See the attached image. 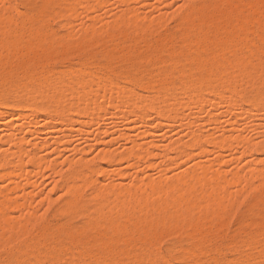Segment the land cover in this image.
<instances>
[{"label": "bare ground", "instance_id": "bare-ground-1", "mask_svg": "<svg viewBox=\"0 0 264 264\" xmlns=\"http://www.w3.org/2000/svg\"><path fill=\"white\" fill-rule=\"evenodd\" d=\"M5 1L9 2V0H5ZM11 1L14 2L15 0L14 1L11 0ZM31 1L33 0H27L28 3H30ZM77 1L71 3L72 1L69 2V0H35V3L38 4V7L35 12H26V13L24 12L25 14L18 13L17 16L14 15L12 12V10L16 8L15 7L16 3L14 5V8L12 3H9V5L11 4L10 7H7L9 6L8 4L4 5L3 11H0V116L3 114L5 115L9 114L12 118H20V119L22 118L23 121H25V123H27L28 125L29 122L31 121L32 123L30 124H32L33 129H35L34 125L38 123L37 122L38 120L35 119H34L35 121L32 120L31 116L33 115L32 113H36L39 111H43V113L46 112V114H55L57 115V117L62 119V120L59 119L60 121H64L65 125L70 123L69 125L71 126V123L74 122V120H77V122L81 123V120L77 118L74 119L75 118L74 116H73L74 118L71 117L73 112H75V114L82 113V115L83 113H85L86 115L90 114L89 118H91V121H89L88 124L90 123L96 124L97 122L96 121L94 122L92 120L93 115L95 116V114H97L94 112H96L97 108H100L105 104L108 105V107L112 106L113 109H116L114 108V106L120 108V110L124 109V112L126 111V108L128 110L132 108V110H129L130 113L133 110L135 113L137 111V110L135 111L136 108L154 110L159 105L158 109H156L158 110L157 114H159L160 117L165 119V121L169 120L170 118H171L170 120L172 121V119L178 117L176 113H178L179 111L181 112L182 110V106H181V110H179L180 102L181 105L187 106L185 104L186 101L187 103L188 101H190L192 105L191 104L188 105L193 106L192 109L196 110L198 113H201L203 111V105L208 101H210L209 99H211L212 97V96L209 97V93L214 89L216 90L217 85H219V88H217V92H216L218 93L217 95L218 100L220 102H230L235 106L234 108L236 107L238 108L242 102V99L244 98L243 97L244 89L243 91L239 89L240 88L239 84H241V82H243L244 84L247 83L251 86V95L250 97L247 98V102L249 103L247 104L250 105V108L251 107H253V109L258 108V111L260 110V112H263L261 110H264V14L261 13V9L259 7V0H222V3L218 5H211L210 0H204V3L199 8L193 9L196 12L195 14H197L196 16L200 18V21L197 24H195V26L189 27L191 29L189 31L187 30L188 33H186L185 36L183 37L184 38L183 44L179 43L178 41L179 45L181 44L182 46L181 49H178L176 43H170L172 42V38H170V36L169 38L171 41L168 40L167 42L165 40L166 42H160L158 44H155L154 48L156 49L159 47L162 48L161 51L162 53L161 54L158 53L160 54V56L158 55L159 58L155 63H158V65L160 66L169 65L171 67L170 72L168 74L166 73L167 75L165 76H162L163 73H161L162 74L161 76L153 73L154 71L152 72L149 69L150 65L148 63L146 64L145 68L143 67L145 65L140 64L144 62L143 61L144 58L147 57L149 58L148 53L147 52L143 53L141 51L142 49L139 50L138 47L139 41L145 39L147 37L148 32L146 31V28L142 26V24H140V21L131 23V21L127 20L130 17L135 16V14H137L135 12L136 10L133 8L123 13L121 16L122 20L118 21L113 28L114 33H116L122 39L125 40L130 39L131 42L129 45H125L122 43L120 45L117 44L119 40L118 42H116L117 41L116 40L114 41L117 44L116 47L104 49L103 53L108 58V62L106 65L103 66V64L99 62L100 60L99 61L97 60L98 62L96 63H99L101 65L92 63L89 61L91 59H89V60H83L82 66H79V68H77L78 67L77 66L76 69L70 68V70H67V68H69L67 66L65 71L62 70L55 71L51 69L52 66L50 67V65L53 64H50V62L53 56L57 55V53L59 52H66L65 51L66 48L63 47L64 46L63 44L61 45V48L55 47L56 45L54 46L53 44L54 42L48 39L51 36L50 35L52 33L51 31H53V34L55 32V28H53L54 30L51 29L50 18L53 16H56L57 18L58 16H60L61 18V15H63L64 13L67 14L68 12L69 13L77 12L78 5H80L79 4L80 0L79 2ZM103 1L105 2V0H101V2L98 1V3L102 4L104 3ZM186 1L188 2V0ZM240 1H242L243 7L237 6ZM67 2H69L70 4ZM0 3L4 4V0L0 1ZM250 3H254L256 6L248 7L247 5ZM14 10L15 12H17V9ZM20 11L22 12L23 10ZM11 23L17 24L19 27L8 28L7 24L11 25ZM155 24L157 25V23ZM205 25H211L212 29L211 28H210L211 30L205 29L204 27ZM147 29L149 28L147 27ZM180 30L182 31V29ZM197 31L199 32L200 35L195 36L194 38V35L196 34ZM112 36L114 35L112 34ZM109 43L111 44V41L110 42L108 41V44ZM142 43H144V41H142ZM146 45L147 44H145V46ZM102 46L105 45L102 44ZM227 51L232 53V56L230 58L229 57L227 58V55H225L226 58L222 56V54L224 52L226 53ZM141 54H144L143 58L140 57ZM136 57L139 60H137ZM254 58H258V60L259 59L260 60L259 61L257 60L258 62L252 63L251 60ZM124 59L131 61L130 64H132L134 72L132 70H128L125 72H118L117 67L119 66L116 67V65L121 60L123 61ZM150 59H151V55H150ZM146 60L147 59H145V61ZM189 62L196 63L197 66H196V70L193 71L189 76H187L189 74L188 71H190V68H188V65L190 64ZM126 66L127 65H125L124 68ZM155 68H156V64H155ZM61 69L63 68L61 67ZM187 69L189 70L187 71ZM176 72L184 74V79L180 81L181 83L179 85L180 88H177L178 85L176 83V78L174 75ZM122 77L124 78L123 81H126L128 85L125 83H124L125 85H123V82H121ZM194 77L200 78L198 84L193 82L192 79ZM97 82L103 84V88L100 89L101 90L100 94L98 93L99 91L93 92L92 88L91 90H89L90 88H86L88 83H97ZM143 91H147V92L152 91L153 95L149 96L152 93L148 94L146 92V94H148V96H146L144 92L145 94L144 96ZM213 92L215 93V91ZM91 93L93 94L97 93V95L94 94V96L96 95L98 96L96 98L101 99V101H99L94 107H91V102L93 104L95 100L92 98ZM131 98H135V101L134 99L132 100ZM11 105L26 108L29 110L28 111L29 113H20V112L15 113L17 110L15 112L12 111L11 113L9 112L10 110H8ZM109 108L108 110L105 108V111L110 112ZM253 109L251 108V110ZM122 110L119 113H121ZM116 113H114L113 115H116ZM119 113H117V115ZM131 114L130 115H128V113L121 114L123 115L122 119H124L125 121L128 119V121L130 122L132 120L129 119L130 117L127 119L125 118L133 115ZM97 115L98 118L96 117L95 118L100 119L101 118L99 117L100 114ZM37 116L38 115L34 116V118L35 117L37 118ZM137 116L135 117L137 118ZM196 118L197 117H192L188 122H190L191 124L192 122L197 121ZM139 119L143 121L142 120L143 116L139 117ZM70 120H72V122H68ZM211 120L216 121V119H211ZM56 121L59 123L58 120ZM65 121H67V124L65 123ZM134 121L132 120L131 122ZM60 124L63 125L62 122ZM81 124H83V122ZM49 125L52 126V124ZM31 130L32 129H30V132H33L36 129L32 131ZM38 132L36 131L35 134ZM191 134L194 137L193 138L194 141H191V143L193 142L192 144L189 145L188 143L178 142L172 146H169V149L172 150L170 152L174 151L176 152L177 157L178 156L182 157L186 152L189 153V149L191 147L190 151H192L193 148V150L197 149L199 151L198 154H206V153L208 154L209 151L210 152L213 151L208 149V145L209 146L213 145L212 148L215 145L217 146V148H219V152L218 149L216 148L217 153H219L217 154L218 156L216 155V157H218L216 158V160L218 159L217 163L220 164L219 162L221 161L224 162V160H222L224 156L221 151L222 150L224 151V148L226 146L228 145L230 146L231 139L229 137L225 135L223 136L211 135V136H207V138L205 137L204 139V136L202 138V135H199L200 133L197 134L196 132L193 133L191 132ZM237 137L239 138V136H236L235 138L238 139ZM0 140L3 141V143L0 141L2 144L8 143L9 144L8 146H10V148L14 147L16 149V154L18 155V158L21 159V156L23 157V155L26 153L25 152L26 150L24 148L25 147L24 144L26 142L25 139L18 138L17 136L11 134L7 138L3 137ZM58 140L59 141L56 140V142H59L58 144H60V142L63 141L64 139L62 140L61 138V140L60 139ZM231 141H233V138ZM241 141L245 142V140L242 139L240 140V142ZM237 142L238 141H235L236 146L238 145ZM5 144L4 146H6ZM246 144H247V140H246ZM234 145L231 144L232 147ZM241 145H245V144H241ZM148 147L149 145L145 147L143 145L141 146L136 145L130 148L127 152L121 154H117L113 150L106 149L103 150V152L100 155V158L108 161L114 160V162L121 161V163L123 160H128V161L131 160L133 161L132 165L134 166L137 165V163H139L141 159L145 160L146 159L145 156L150 157L149 155H152L151 154L152 152L148 149ZM57 148L55 151H57ZM250 148H252V145H250ZM8 150H6L5 148H3L2 151L0 150V177L3 176L2 179L5 178L10 180L14 177V174L16 172H13L12 170L13 172L12 174L11 172L12 168L8 167V163H10V161L12 163L11 159L9 161V155L11 157V154H9L10 151ZM38 151L37 153L36 151L35 152L33 151L34 153L30 151L32 155L30 156L29 154L30 152H29L28 156H30V162L33 165V167L36 166L39 171L41 168L43 169V167L46 166L45 165L46 163L39 155L42 149L39 148ZM167 151L168 149H166V152ZM249 152L251 151L249 150ZM58 153L61 152L59 151ZM84 157H80L79 161L77 160V162L73 163L72 169L69 170L70 172L62 174L61 186L62 188H64L63 190L66 191L68 195V199L66 200V202L64 201L65 202L64 207L61 208H63V213L70 214L72 218L73 215H78V214L85 215L87 218L86 219L87 226L84 224L83 225L86 227L79 228L80 226H77L78 229L76 230L58 229V227H56L58 230L57 229L48 230L47 228H43L41 229V231L39 230L44 240L42 239L41 236L39 239H42V242L43 241L45 242L40 243V240H38L39 242L26 243L24 244L25 245L24 247H21L19 249L16 247L17 249L15 250L14 253H17L18 255L17 262L19 264H48V263L62 264V261L65 262L66 259H67L66 260L67 263L65 262L64 264H175L170 259V257L164 256L163 253H161L163 254V256L157 253L158 248L160 247L157 246V239L159 235H161L163 231L176 229L177 227H179L181 223H185V224L187 223L189 227L192 228V230L189 231L187 230L188 233L192 231L195 234H197V236L202 240L207 239V237L210 235L213 236L214 230H215L214 232H216L217 230L218 231L222 230L224 227H226L227 220H230L227 219L228 217L226 216H220V214H222L221 212L223 210H226L227 205L230 204L232 199L229 200L231 196L229 197V199H227L229 200V204H228V201L227 203L224 202L226 198H224V200L223 199L220 200V198L212 197L214 198L212 199L209 197V194L211 193L212 195L213 192L216 195V191L218 190L217 192H219V188L221 186L224 187V184L229 182H230L229 184L235 183L236 185L240 184V186L244 183L243 177H241L240 175L238 176L237 174H234L232 175V177L228 178V180H225L227 179V177L224 178L225 175H223L224 176L223 177L220 174L221 171L220 173L219 170L213 172L214 170L213 171L212 169L208 170L206 168L207 166H204L206 168L205 169L201 165L195 168L194 167H191L190 169L187 168L184 171V173L183 172L181 173L182 175L180 174L179 177L176 178L177 180L174 179L175 181L173 180V182L171 180L170 183L166 181H165L166 183L165 182L160 183L159 181H158L159 183L158 182L154 183V181L152 183H147V182L144 183L145 182L144 181L142 183L139 182L140 183L139 184L136 181L137 183L135 184L131 183L132 186H128L127 188L121 187L122 189L118 188L119 185L116 187L115 186L116 184L114 185L113 183L108 182L109 185L107 184L102 185V183H99L101 185L97 184L98 188L95 187L97 189L95 190L96 193L93 190L94 194H96L95 196H93V198L95 197L94 200L88 201L82 199V193L85 187L92 186L93 175L97 173L98 167L95 166V168H93V166L92 167L88 166L86 163L87 161H85ZM170 157L171 156L169 155V159ZM220 157L221 160L219 159ZM43 162L45 163L44 164L45 166L42 167ZM67 162L68 164H70L69 162L72 163V160H69ZM15 163L18 164L20 162H15ZM11 165H13V163L10 164V166ZM7 167L9 168V170L7 169ZM99 168L100 170L101 169L103 170V172L101 173L99 172V174L101 175L103 173L104 175L101 176L103 177L105 176L109 178V174H110L109 170L108 169L104 170L101 167ZM115 171H117V169ZM263 172L264 171H262V173ZM19 173L21 172H17V174H15V177ZM114 173L117 174L116 176L123 175L121 173V170H118L117 172ZM262 173L260 175L261 178L263 179L264 174ZM22 174L23 173L19 174V176L22 179L23 177L24 178L26 177L27 179L26 174L23 176ZM255 174L257 175V172H255ZM97 177L98 176H96V178ZM249 177H251V174ZM241 178L243 180V183L242 182L240 183ZM244 179H246V177ZM248 179L249 178L246 179L247 181L245 180V183L250 181ZM205 184L206 185L208 184L209 186L207 190L206 188L208 186H205ZM145 186L149 187L150 191L147 190L149 188L143 189V187ZM198 186L204 187L203 196H201V193L203 194V192L199 191ZM201 189L202 188H200V190ZM142 191L145 192L148 191L149 193L147 194L145 193V195H143ZM88 192L91 193V189ZM205 192L208 196L205 194ZM205 196H207V198ZM0 198L3 202L6 200L5 198H3V196H0ZM26 200L28 199L26 198ZM48 200L49 199L45 200V202L47 201L48 203ZM26 203H29V200L28 202L25 201L24 205H26ZM231 203H232L231 207H233L234 202L232 201ZM262 203L264 204V200L262 201ZM14 204L20 205L17 204V202H15ZM7 205L10 206L11 208V205H13V201L10 202L9 200L7 203L6 202L0 203V228H1L0 231H2V228H5L3 227L4 222L8 224L9 220L11 221V219H9L8 217L10 215H7V211H6V208L8 207ZM7 210L9 211V209ZM224 214L227 215L226 213ZM37 217L38 216L34 215L33 213H30L25 217L24 224H17V225L13 224L12 226V223L11 224L9 223L8 226L10 225L11 226L6 228L8 230H11L13 234H11L10 232L11 236H8L7 234V236L5 235L6 236L5 238L7 239L9 237L8 239L10 240V238H13L14 235L18 236L19 234L26 233L28 230L27 225L28 224L31 225L32 223L37 221L39 219ZM215 218L217 219V221L215 220ZM1 223L3 226L1 225ZM187 224L185 226H187ZM149 227H153V228L155 227L157 231L155 233H149L148 232ZM6 228L3 229V231L5 230V233L7 231ZM29 228H31V226ZM103 228H105V232L101 231V229L103 230ZM254 228L255 229H253V231L250 230L252 232H250L247 235L246 239L244 237V241H246V243H244V241L238 242V243L240 242L243 243L242 247H244L245 245L247 251L245 249L246 251L245 252L243 249H241V247L235 249L239 253V257L235 256L236 259L234 260L236 261L233 263L234 260H231L232 261L231 264H264V257L261 258L258 255L260 259H257L258 257H256V254L255 255L252 254V252L249 250V249L251 250L254 249V247L257 248L256 245L258 246V244L253 245L255 242L257 241H261V243L264 242V216L261 218V220L258 223H256ZM244 230L245 229H242L243 233L245 232ZM0 234L4 235L1 232ZM1 235H0L1 244L2 242L4 243L10 242L9 240H5L4 237L2 238ZM164 235L165 234H163V236ZM16 239L17 238H15V240ZM63 240L67 242L66 244L68 245V249L63 248V245H61L62 244L61 242ZM194 242H196V239ZM231 242L235 243L234 241ZM4 243L2 244V246L6 245ZM206 243H208V241H206ZM95 247L98 248V251L93 250V248ZM199 247L201 248V246ZM215 247H217V245ZM259 247H261V245H259ZM200 248L197 249L196 252L194 251L192 253H189L188 255H185V261H184L185 264H227L228 263V261H226L227 263L221 261L219 262V259H217L214 254H211L213 255V257L215 256L214 258H211L209 260L206 259L205 261H203L202 260L203 258L201 259L200 257V253L201 252L203 253L205 251V250L203 251L202 249L204 248V245L201 249ZM207 248L205 249L207 250ZM234 248L236 247L234 246ZM5 249L6 247L4 248V251L7 250ZM259 249L262 250V248H257L258 251H260ZM8 251L9 250H7L6 252ZM229 251L231 252L232 250ZM208 254H209V249H208ZM218 256L220 255L218 254ZM261 256H264V254H261ZM226 257L227 256H225V259H228V257L230 256H228L227 258ZM231 258L233 259V256ZM222 261L225 260L222 259Z\"/></svg>", "mask_w": 264, "mask_h": 264}, {"label": "rangeland", "instance_id": "rangeland-1", "mask_svg": "<svg viewBox=\"0 0 264 264\" xmlns=\"http://www.w3.org/2000/svg\"><path fill=\"white\" fill-rule=\"evenodd\" d=\"M0 1H2V0H0ZM74 1H77V0H69V2H71V3H73ZM98 1L101 2V0H98ZM98 1H96V0H80V2H79V0H78L77 2H79L80 5H78L77 12H75V13H69L68 12L67 14L64 13L63 15H61V18H60V16H58V18L56 16H53L50 18L51 29L54 30L53 28H55V32L53 34V31H51L52 32L50 34L51 36L48 39H50L51 41L54 42L53 44H54V46L56 45L55 47L61 48V45L63 44L64 45L63 47L66 48V50H65L66 52H59V53H57V55L53 56L54 59L52 58V60L50 62V64H53V65H50V67L52 66L51 69H53L55 71H61V70L65 71L67 67H69V68H67V70H70V68L76 69L77 66H78L77 68H79V66H82L83 60H89V59H91L89 61L92 63L99 64L96 62H98L100 60L99 62L102 63L103 66L106 65L108 62V58L103 53L104 49L116 47L117 44L121 45V43L125 44V45H129L131 42L130 39H128V40L122 39L120 36H118L116 33H114L113 28L118 21L122 20V17H121L122 14L125 13L127 10L133 8L136 10L135 12L137 14H135V16H132L127 20L131 21V23H135L136 21L137 22L140 21V24H142V26H144L146 28V31L148 32L147 37L145 39L139 41L138 47H139V50L142 49L141 51L143 53L147 52L149 58L148 57L144 58L143 61L145 62V64H144V62L140 63V64L145 65V66H143L145 68L146 64L148 63L150 65L149 69L152 72L154 71L153 73H155L156 75H159V76H161L162 75L161 73H163L162 76H165L170 72L171 67L169 65H161L160 66V65H158V63H155L157 61V59L159 58L160 54L162 53L161 47L157 48L158 50L156 48H154L155 44H158L160 42H166V41L168 42V40H170V38H172V42H170L171 40L169 42L170 43H176L178 49H181L182 48L181 44H183V41H184L183 37L191 29L189 27L195 26V24H197L200 21V18L198 16H196L197 14H195L196 12L193 9L199 8L204 3V0H191V1L188 0V2L186 0H126L127 2L125 0H105V2L103 1L104 3H102V4L98 3ZM211 1L212 0H210L211 5H218V4L222 3V0H213L212 1L213 3ZM69 2H67V3H69ZM9 3H12L13 8H14V5L16 3V5H15L16 8H14V9H17V12H15L14 9L12 10L13 14L16 16L18 13L19 14H25L26 12H35L37 7H38V4L35 3V0L31 1L30 3H28L27 0H15L14 2H12L11 0H9V2L4 0V4L2 3L3 5L0 3V11H3L4 5H7V4L9 5ZM188 4H189V6H188ZM10 5L7 7H10ZM238 5H242V7H243L242 1H240L238 3ZM24 6H26V7H24ZM19 9L23 10L22 11L23 13ZM159 20H160V22H159ZM161 20H162V22H161ZM155 23H157V25ZM9 25L10 24H7L8 28L19 27L17 24H14V23L13 24L11 23L10 26ZM147 27L149 29H147ZM204 27L207 30L212 29L211 25H205ZM180 29H182V31ZM149 31H150V33H149ZM112 34L115 37L112 36ZM54 35H55V37H54ZM199 35L200 34L197 31L196 34L194 35V38H195V36H199ZM169 36H170V38H169ZM110 37H111V39H110ZM179 37L182 39H180ZM50 40H49V42H50ZM118 40H119V42H118ZM162 40H164V41H162ZM108 41L109 42L111 41V44L110 43L108 44ZM114 41H116L118 43L116 44ZM142 41H144V43H142ZM156 41H158V42H156ZM178 41H179V43H181L180 45H179ZM215 42H216V40H215ZM215 42H213V43H215ZM102 44L105 46H102ZM145 44H147V45L145 46ZM88 45H89V47H88ZM68 48H70V49H68ZM75 49H78L79 51L75 50ZM145 49H146V51H145ZM227 52L226 53L224 52L225 54L223 53L222 56L225 57V55H227V58L228 57L230 58L232 56V53L229 51H227ZM158 53H160V54H158ZM61 54H62V56H61ZM150 55H151V59H150ZM140 57L143 58L144 54H141ZM136 59L139 60L137 57H136ZM145 59H147V60L145 61ZM70 60H72V61H70ZM101 60H102V62H101ZM257 60H258V58H254L251 60V62L255 63V62H258L260 59L258 61ZM93 61H95V62H93ZM103 61H105V62H103ZM128 61L129 60L124 59L123 61L121 60L116 65V67L119 66V67H117L118 72H125L128 70H132L134 72L133 66H132V64H130L131 61H129V62ZM189 63L190 64L188 65V68H190V71H188L189 69H187V71L189 73L187 76H189L193 71H195L196 66H197L196 63H193V62H189ZM155 64H156V68L158 70L155 68ZM99 65H101V64H99ZM125 65H127L125 67L126 69L124 68ZM61 67L63 69H61ZM168 68H169V70H168ZM174 75L176 78V83L178 85L177 88H180V86H179L181 84L180 81H182V79H184V74L176 72ZM187 76H186V78H187ZM122 78H121V82H123V85H125V84L128 85V83H126V81H123L124 78L123 79ZM179 78H181V79H179ZM192 80L194 83L198 84L200 81V78L194 77ZM241 84H239V86H240L239 89L241 91H243V89H244V91H243V97L244 98L242 99V102L238 108L237 107L234 108L235 106L230 102H220L218 100V96H217L218 93H216V92H217V88H219V85H217L216 90L215 89L213 90V91H215L216 94L213 91H211L209 93V97H211V96L212 97H211V99H209L210 101L207 102L208 104L205 103L206 106H205V104L203 105V111L201 113H198L196 110L192 109L193 106H191L192 104L190 101H188V103L186 101L185 104L187 106L181 105V102H180L179 103V105H180L179 110H181V106H182V110H181V112L179 111L180 113L179 112L176 113L178 115V117H176L175 119H172V121L170 120L171 118L169 119L170 121L169 120L165 121V119H163L162 117H160L159 114H157L158 110H156V109H158L159 105L154 110L153 109L149 110V109H143V108H140V109L136 108L135 111L136 110L137 111L135 113H134V110L131 111V113L132 112L134 113V114L132 113L134 115L133 116L129 111V110H132V108H130L129 110L126 108L125 112H124V109L123 110L121 109L122 112L119 113L121 111L120 108H117L114 106V108H116V109H113V107L111 106L112 107V109H111L110 106H109L110 107L109 108L108 105L105 104L107 107L105 105H103L100 108H97L96 112H94V113L100 114L99 117H101L100 119H96V118H98L97 117L98 115L97 114H95V116L93 115L92 120L94 122L96 121L97 122L96 124H94L93 122H92L93 124H91V123L88 124L89 121H91V118H89L90 114H87L88 115L87 116L85 113H83V115H82V113H78V114L76 113L75 114V112H73L71 117L74 116L75 117V118L73 117L74 119L77 118V119L81 120V123L83 122V124L77 122V120H74V122H72V120H73L72 119V120L68 121V122H72L71 126L69 125L70 123L67 124V121H65V123L67 124V125H65L64 121H60L62 119L57 117V115H55V114H46V112L43 113V111H39L36 113H32L34 116L38 115L37 118L36 117L34 118L33 115L31 116L32 120H34V119L38 120L37 122L40 123V124L37 123L34 125L36 130L33 129V125L30 124V123H32L31 121L30 122L28 121L29 122V125H28L27 123H25V121H23L22 118L21 119L20 118H12L9 114L8 115L7 114L1 115L0 116V139H2L3 137L7 138L9 135L13 134V135L17 136L18 138H23L26 140V142L24 144V146H25L24 148L26 150L25 151L26 153L23 155V157L21 156V159L18 158V155L16 154V149L14 147L10 148V146H8L9 145L8 143L7 144L4 143L6 145V146H4V144H2L3 141L0 140L2 142V143L0 142V145L2 144L0 147L2 148V146H3V148H5L6 150L9 149L8 151H10L9 154H11V157L9 155V161L11 159L13 165L10 166V164H12L10 161V163H8V167L12 168L11 172L13 170V172H16L15 174H17V172H21V173H23L22 176L25 174L27 176V179H26V177L25 178L23 177V179H22L19 176V174H21V173L16 175V177L14 174V177L12 175V177L14 179L11 177L12 179H10V180L5 179V178L2 179L3 176L0 177L1 178V180H0V196H3V198L6 199V200L4 199L5 200L4 202L7 203L10 200V202L13 201V205H14V206L11 205V208H10V206H8L9 205V203H8V205H7L8 207L6 208L7 215H10L8 217H9V219H11V221L9 220V223L10 224L12 223V226H13V224H16V225L17 224H24L25 217L30 213H33L34 215L38 216L37 218H39V219L37 221H35L34 223H32L31 225H29V224L27 225V229L30 231L27 230L26 233L19 234L18 236L14 235V237L10 238V240L8 239L9 237L7 239L5 237L7 236V234H8V236H11L10 232H11V234H13L11 230H8L6 228V227H10L11 225L8 226L9 223L7 224L4 222V224H3L4 226H3L1 223V225L3 227H5L7 229V231L5 233V230L3 231V229H5V228H2V231H0V232L4 235H1V234L0 235L2 236V238L4 237L5 240H9L10 242H7L8 244L2 242V244L3 243L6 244L3 246L0 243V264H6V262H7V264H9V263L10 264H19L17 262L18 255H17V253H14L15 250L17 248L19 249L21 247H24L25 246L24 244H26V243L39 242L38 240H40V243H44L45 241L42 242L43 236H41V233H40L41 229H43V228H47L48 230H56L57 229L56 227H58V229L76 230V229H78L77 226H80L79 228H83V227L87 226V220H86L87 218L85 215H83V214L73 215V218H72V216L70 214L63 213V208H61V207H64V204H65L66 200L68 199V195H67L66 191L63 190L64 188H62V186H61L62 174L70 172L69 170L72 169L73 163L77 162V160L79 161L80 157H84V156H85L84 158H85V161H87L86 163L88 166H90V167L93 166V168H95V166L98 167L97 173L93 175V182H95V183L92 182V186L85 187V189L83 190V193H82V199L88 200V201L94 200L95 197L93 198V196L96 195V194H94V191L97 190L95 187L98 188V185H101L99 183H102V185L103 184L109 185L108 182L113 183L114 185L116 184L115 185L116 187L119 185L118 188H121V187L127 188L128 186H132L133 183L134 184L137 182L142 183L144 181H145L144 183H146V182L152 183L153 181H154V183L158 182V181L160 183H164L165 181L170 183L171 180L173 182L174 179L178 178L182 172L184 173V171L187 168L188 169H190L191 167L195 168V167H198L201 165L203 167L207 166L206 168L208 170L209 169H212V171L214 170L213 172H216V170H219V173H220V171H221L220 174L222 176L225 175V177L223 176L224 178L227 177V179H225V180H228V178L232 177V175H234V174H237L238 176L240 175L241 177H243L244 183H243V180L241 178L240 183L241 182L243 183L241 186L238 183H237L238 185H236L235 183L229 184L230 183L229 182V183L224 184V187L221 186L222 188L221 187L219 188V192H217L218 190L216 191V195L213 192H212L213 196L211 195V193L209 194L208 193L209 190L207 192L209 194L210 198H212V197L216 198L217 197V198H220V200L221 199L224 200V198H226L224 200V202L227 203V201H228V204H229V200H231V199L234 202L233 207H231L232 206V203H231L232 201H231L230 204L227 205V207L228 206L229 207L228 208L226 207V210H223L221 212L222 214H220V216H226V217H228L227 219H230V220H227L226 227H224L222 230H219L220 232L218 230L216 232H214L215 231L214 230L213 236L210 235L207 237V239L202 240L194 232L190 231V233H188V231L192 230V228H190L187 223H186L187 226H185L186 225L185 223H181L179 225V227L174 229L176 232L174 230L163 231L157 239V246H160L159 247L160 250L158 248L157 253L159 255H162V256L164 254V256L170 257V259L175 264H185V262H184L185 261V255H188L189 253H192L194 251L196 252V250L200 248L199 246H201V248H202L203 245H204V248H202V249H203V251L204 250L205 251L203 253L202 252L200 253V257H201V259L203 258L202 259L203 261H205L206 259L209 260V259L214 258L216 256V258L219 259V262L221 261V262L225 263L226 261H228V263L227 262L226 263L231 264L232 263L231 260H234V259H236V257H239V253L235 249H237L238 247L239 248L241 247V249H243L245 251L246 247H245V245H244V247H242L243 243H241V242L244 241V237L246 239L247 235L250 232H252L253 229H255L254 227H255L256 223H258L261 220V218L264 216V204L262 203V201L264 200V185H263L264 184V175H263V179L261 178V175H260L262 173V171H264V110H261L263 112H260V110L258 111L257 107H256L257 109H255V108L253 109V107H251L253 109V110H251L250 105H248L249 103L247 102V98L250 97V95H251V86L247 83H245L246 84L245 85L243 82H241ZM247 87H248V89H247ZM86 88H90L89 90H91V88H92L93 92L99 91L98 93L100 94L101 93L100 89L103 88V84L98 83V82L97 83H88ZM144 92L146 94L147 91H143V94H144ZM147 93L148 94L152 93L149 96L153 95L152 91H148ZM91 94H92V98L95 99L93 104L91 102V107H94V106H96V104L99 101H101V99L96 98V97H98V96H96L97 93H94V94H96L95 96L93 93H91ZM145 94H144V96H145ZM148 94H146V96H148ZM131 99L132 100L134 99V101H135V98H131ZM188 104H191V105H188ZM12 106H13V108H12ZM15 107H17V106L11 105L8 109V110H10L9 112L12 113V111L15 112L16 110L17 111L19 110L18 112L16 111L15 113H19V112L20 113H29L28 112L29 110L26 108H22V107L15 108ZM105 108L107 110L109 108L110 112L105 111ZM116 112L119 113L120 115L125 114V113L126 114L128 113V115L131 114L132 116H128L125 119L130 117L129 118L130 120L132 119L133 121L134 120H136V121L131 122L132 121L131 120L129 122L128 119L125 121L124 119H122L123 115H121L122 116L121 117L119 114L117 115ZM114 113H116V115H113ZM53 115H55V116H53ZM76 116H79V117H76ZM135 116H137V118ZM142 116H143V119H142L143 121H141V119H139V117H142ZM173 116H176V115H173ZM190 117L191 118L197 117L196 118L197 121H194V122L191 121L192 123L190 124V122H188L191 119ZM211 119H216V121H212ZM56 120H58L59 123ZM61 122L63 123V125L60 124ZM34 123H36V122H34ZM49 124H52V126ZM30 129L35 130V131L30 132ZM37 129L39 130V132ZM36 131L38 133L35 134ZM191 132L192 133L196 132L197 134L200 133L199 135H202V138L204 136V139H205V137L207 138V136H211V135L212 136H218V135L223 136V135H225V136L229 137L231 140L233 138V141L230 140V142L232 145H234V144L235 145L232 147L230 144L231 147L228 145L229 147L226 146L224 148V151L223 150L221 151L223 156H224L222 158V160H224V162L221 161L222 163L219 162L220 164L217 163L218 159L216 160V158H218V157H216V155L219 154V153H217V149L219 152V148H217V146H215V145L213 148H212L213 145L212 146L208 145V149L213 150L212 152H210L208 150L209 151L208 154L207 153L206 154H198L199 151L197 149L193 150V148H192V151H190L191 147L189 149V153L186 152L185 153L186 155L184 154L182 157L181 156L177 157L176 152H174V151L170 152L172 150L169 149V146H172L178 142L188 143L189 145L192 144L193 142L191 143V141H194L193 140L194 137L192 136ZM236 136H239V138L237 137L238 139H236L235 138ZM61 138H62V140L63 139L64 140L61 141L60 144H58L59 142H56V140L59 141L58 139L61 140ZM234 138H235V140H234ZM241 139L245 140V142L241 141V142H243V143H241L240 142ZM246 140H247V144H246ZM235 141H238L237 143H238V145L239 144L240 145L236 146ZM241 144H245V145H241ZM249 144L252 145V148H250ZM136 145H140V146L143 145L144 147L149 145L148 149L152 152L151 154L153 156L149 155L150 157L147 156L148 158L145 156L146 161L141 159L142 161L140 160L139 163H137V165H134V166L132 165L133 161H131V160H129V161L123 160L124 162L122 161V163H121V161L119 162V161L115 160L116 162H114V160L108 161V160H103L100 158V155L103 152V150L110 149V150H113L117 154H121V153L127 152L130 148H132ZM246 146H247V148H246ZM1 148H0V150L2 151L3 148L2 149ZM39 148L42 149V151L39 155L41 156V158L46 163L45 164L43 162L42 167L45 165L46 166L43 167V169L40 167L41 169L38 171V168L35 166L37 168L36 169L31 164L30 156L32 155L31 152H33V151L34 152L36 151V153H37ZM56 148H57V151H55ZM214 148L215 149L217 148V149L215 150ZM166 149H168V151H167L168 153L166 152ZM248 149L251 152H249ZM59 151L61 153H58ZM38 152H40V151H38ZM28 153L30 154V156H28ZM164 154H165V156H164ZM14 155H15V157H14ZM166 155H168V156H166ZM169 155L173 158L170 157V159H169ZM84 158H83V160H84ZM87 159L89 160V162ZM219 159L221 160V157ZM69 160H72V163L69 162L70 164H68L67 161H69ZM81 160H82V158H81ZM147 160L148 161L151 160V161L148 162ZM15 162H20V163L16 164ZM8 167H7V169L9 170ZM99 167L103 168L104 170H106V169L109 170V172H110L109 178L105 177V176L104 177L101 176V175H104L103 173L101 175L99 174V172L100 173L103 172V170L102 169L100 170ZM116 169H117V171L121 170V173L123 175L116 176L117 174L114 173V172H117V171H115ZM13 172H12V174H13ZM255 172H257V175L259 177L255 174ZM250 174H251L252 179H251V177H249ZM262 174H264V172ZM96 176H98V177L96 178ZM245 177H246V179L249 178L248 180H250V181L245 183V180H246V179H244ZM95 179H97V180H95ZM105 182H107V183H105ZM202 186H204V185H202ZM205 186H208V184L207 185L205 184ZM145 188L147 189L149 187H146V186L143 187V189H145ZM200 188H202V189L200 190ZM208 188H209V186L206 188V190ZM90 189H91L92 194L90 192H88V191H90ZM203 189H204V187H199L200 192L201 191L203 192L204 191ZM147 190L150 191V188ZM148 191H146V192L142 191L143 195H145V193L146 194L149 193ZM95 193H96V191H95ZM142 193H140V194H142ZM205 194H206V192H205ZM203 195H204V192H203V194L201 193V196H203ZM207 196H205V197L207 198ZM230 196H231V198L229 199ZM26 198L29 200V203H26V205H24L25 201L28 202V200H26ZM210 198H208V199H210ZM233 198L235 201L233 200ZM44 199L45 200L49 199L48 203H47V201L45 202ZM212 199H214V198H212ZM227 199H229V200H227ZM1 201L2 200L0 198V203H4L3 201L2 202ZM42 201H43V203H42ZM15 202H17V204H20V205H15L14 204ZM235 203H237V204H235ZM231 208L233 211L231 210ZM7 209H9V211ZM61 210H62V212H61ZM229 210H230V212H229ZM224 211H226V212H224ZM228 212H229V214H228ZM259 212H261V213H259ZM144 213H145V211H144ZM224 213H226L227 215H225ZM238 213H239V215H238ZM82 216H83V218H82ZM215 220L217 221L216 218H215ZM248 221H250V222H248ZM5 224H7V225H5ZM46 224H47V226H46ZM83 224L86 226H84ZM183 225H184V227H183ZM227 225H228V227H227ZM30 226H31V228H29ZM42 226H45V227H42ZM35 227H37V228H35ZM179 228H181V229H179ZM242 229H245L244 233L242 232ZM181 230H183V231H181ZM250 230H252V231H250ZM36 231H37V233H36ZM101 231L105 232V228H103V230L101 229ZM156 231H157V229L155 227L154 228L153 227L148 228L149 233H155ZM168 233H169V236H168ZM185 233L188 235H186ZM240 233H242V234H240ZM38 234H40V235H38ZM163 234H165V235L163 236ZM30 235H31V237H30ZM40 236L42 237V239H39ZM193 236H194V238H193ZM214 236L217 239H215ZM220 237L221 238L223 237L222 240ZM228 237L229 238L231 237V238L229 239ZM242 237H243V239H242ZM15 238H17V239L15 240ZM18 238H19V240H18ZM197 238H199V239H197ZM30 239L33 241H31ZM195 239H196V242H194ZM25 240H27V241H25ZM12 241H13V243H12ZM206 241H208V243H206ZM231 241H234L235 243H233ZM239 241H241V242L238 243ZM257 242H255L253 245L258 244V246L256 245V247L262 248V250L259 249L260 251H258L257 248H255V247H254V249H252V250L249 249V250L252 252V254H254V255L256 254V257H258L257 259H260V257L261 258L264 257V256H261V254H264V245H262V244H264V242H262V243H261V241H257ZM61 243H62L61 245H63V248L68 249V245L66 244L67 242H65V240H63ZM158 243H159V245H158ZM204 243H206V244H204ZM244 243H246V241H244ZM216 245H217V247H215ZM221 245H223V246H221ZM259 245H261V247H259ZM11 246L13 249L11 248ZM64 246H66V247H64ZM234 246L236 248H234ZM5 247L10 252L9 251L6 252L7 251L6 249H5L6 251H4ZM197 247H199V248H197ZM209 247H211V248H209ZM205 248H207V250ZM208 249H209V254H208ZM93 250L98 251V248L95 247V248H93ZM188 250H190V251H188ZM229 250H232V251L230 252ZM168 251H169V253H168ZM246 251H247V249H246ZM257 251H258V254H257ZM161 253H163V254H161ZM217 253L220 256H218ZM211 254H214L215 256L213 257V255H211ZM226 254H228V255H226ZM224 255L227 257L228 256H230V257H228V259H225ZM232 256H233V259L231 258ZM222 259L225 261H222ZM66 260H65V262L67 263ZM235 261L236 260H234L233 263ZM65 262L62 261V264H64Z\"/></svg>", "mask_w": 264, "mask_h": 264}, {"label": "snow or ice", "instance_id": "snow-or-ice-1", "mask_svg": "<svg viewBox=\"0 0 264 264\" xmlns=\"http://www.w3.org/2000/svg\"><path fill=\"white\" fill-rule=\"evenodd\" d=\"M238 7H241L242 5H237ZM248 7H255L256 5L254 3H250L247 5ZM259 7L261 9V13L264 14V0H259Z\"/></svg>", "mask_w": 264, "mask_h": 264}]
</instances>
